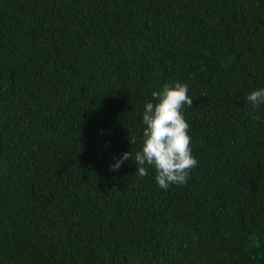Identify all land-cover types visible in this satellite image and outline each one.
Instances as JSON below:
<instances>
[{
  "label": "trees",
  "instance_id": "trees-1",
  "mask_svg": "<svg viewBox=\"0 0 264 264\" xmlns=\"http://www.w3.org/2000/svg\"><path fill=\"white\" fill-rule=\"evenodd\" d=\"M174 81L198 164L165 190L111 165ZM261 87L264 0H0V264H264Z\"/></svg>",
  "mask_w": 264,
  "mask_h": 264
},
{
  "label": "clouds",
  "instance_id": "clouds-1",
  "mask_svg": "<svg viewBox=\"0 0 264 264\" xmlns=\"http://www.w3.org/2000/svg\"><path fill=\"white\" fill-rule=\"evenodd\" d=\"M187 83L174 81L163 85L162 90L153 91V101L146 102L142 114L145 126L142 132L141 150L134 154L124 152L111 165V170H118L124 161H135L139 176L148 174L147 166L156 173V181L162 189L170 185H184L190 179L191 170L198 161L192 154L190 125L184 117V107H192L193 97L189 94ZM246 101L253 108L264 104V87L251 91ZM131 144L135 140H130Z\"/></svg>",
  "mask_w": 264,
  "mask_h": 264
}]
</instances>
